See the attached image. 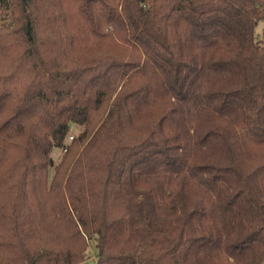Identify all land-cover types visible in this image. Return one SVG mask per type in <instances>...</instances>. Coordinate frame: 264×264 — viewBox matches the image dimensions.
<instances>
[{"label":"trees","instance_id":"16d2710c","mask_svg":"<svg viewBox=\"0 0 264 264\" xmlns=\"http://www.w3.org/2000/svg\"><path fill=\"white\" fill-rule=\"evenodd\" d=\"M0 18V264H264V0Z\"/></svg>","mask_w":264,"mask_h":264},{"label":"rangeland","instance_id":"374dc122","mask_svg":"<svg viewBox=\"0 0 264 264\" xmlns=\"http://www.w3.org/2000/svg\"><path fill=\"white\" fill-rule=\"evenodd\" d=\"M7 20L6 19H4V18H0V25L1 24H3V23H5ZM263 28H264V23H262V24H260L259 26H258V30H259V32H262V30H263ZM58 156V155H57ZM95 253H96V249H95V243L93 242L92 244H91V249H90V257H92L90 260H88L87 262H86V264H93V257H95ZM85 264V263H84Z\"/></svg>","mask_w":264,"mask_h":264}]
</instances>
